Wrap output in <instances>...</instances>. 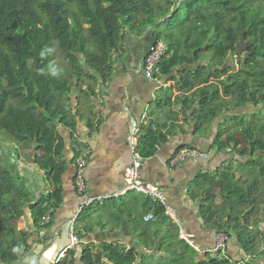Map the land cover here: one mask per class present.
I'll list each match as a JSON object with an SVG mask.
<instances>
[{"label": "trees", "instance_id": "16d2710c", "mask_svg": "<svg viewBox=\"0 0 264 264\" xmlns=\"http://www.w3.org/2000/svg\"><path fill=\"white\" fill-rule=\"evenodd\" d=\"M171 1L0 0V135L14 147L33 151L32 165L42 173L40 182L48 189L35 197L23 182L18 183L15 169L0 161V264H16L23 255L36 258L37 247L46 239L43 233L61 209L63 179L69 173L77 207L81 203L83 197L77 196L74 187V164L81 147L77 121L84 118L79 108H71L72 98L80 104L82 99L95 97L89 83L105 82L112 71V56L125 38H137L146 29L150 47L170 39L158 78L171 79L176 68L182 69L175 79L179 92L190 93L191 101L183 108H196L191 114L195 134L216 122L219 130L210 150L222 164L236 162L233 171L221 166L212 173L197 174L187 187V198L200 200L197 215L207 230L200 237H212L211 242L202 247L193 240L196 251L179 240V228L163 205L146 197L142 218L150 214L154 220L139 228L143 234L140 243L149 251L158 243L157 253H165V257H140L134 249L108 243L85 246L93 235L88 227L91 217L119 200L95 201L74 223V232L83 244L65 252L55 264H228L218 251L202 254L215 250L219 237L225 238L224 254L233 264L245 260L264 263V230H259V223L264 222V117H260L264 116V67L257 60H264V0ZM174 29L179 33L187 29L183 46L176 44L180 38L173 34ZM242 41L249 42L248 57L235 73L231 59ZM46 46L55 48L65 68L56 64L55 51L43 58L39 55ZM50 64L62 73L41 74L39 70ZM199 82L204 85L198 87ZM83 87V94H73ZM85 122L89 135L97 131L88 117ZM173 128L177 126L173 124ZM65 139L74 156L68 163L64 160ZM167 142L160 130L140 129L135 153L148 160ZM85 159L87 163V156ZM115 213L121 214V210L115 209ZM26 215L31 222L28 231H16ZM47 216L49 222L45 223ZM129 220L138 226L133 218ZM161 223L166 229L159 235L155 227Z\"/></svg>", "mask_w": 264, "mask_h": 264}, {"label": "crops", "instance_id": "0c3cea01", "mask_svg": "<svg viewBox=\"0 0 264 264\" xmlns=\"http://www.w3.org/2000/svg\"><path fill=\"white\" fill-rule=\"evenodd\" d=\"M149 49L150 36L140 35L137 38L128 36L122 48L112 56L113 66L109 78L105 82L93 83L95 97L89 100L82 99L80 104L72 98L71 108H79L84 118L77 121L76 137L78 144L81 145L77 152L80 153V157L87 156L86 198H100L97 200L99 204L109 200H119L116 204L107 205L105 209H98L97 213L91 217L88 227L92 229L93 235H90V239L83 244L85 246L98 247L102 243H108L125 249H134L138 255L149 253V250L147 251L141 245L140 238L143 234L139 233V228L144 226L142 202L147 196L124 189L123 171L131 163L127 132L132 126L137 127L138 130L147 128L160 130L162 134L167 135V144L160 145L148 160L141 159L139 181L145 186L156 187L163 193L168 206L172 209L168 216L179 228V240L193 247L194 240L200 246L206 247L212 239L207 235L205 239H201L200 236L207 230L203 228L197 215L200 200L194 202L189 200L186 192L189 182L197 174L204 171L212 173L222 166V161L213 154V150H210L219 130L218 124L208 123L205 132L195 134L191 114L196 111V108L190 111L183 108L184 104L191 101L190 93H181L177 89L175 76L182 69L176 68L171 79H158L160 83L146 80L141 68L142 60ZM196 85L202 87L204 83L199 82ZM84 90L85 87L76 89L73 94H83ZM171 115L174 117L171 118ZM87 117L97 129V131H91L90 135L85 130ZM173 124L177 128H173ZM65 140L67 145L64 160L68 163L74 156L69 140ZM180 147L208 152L210 160L206 166L203 162L186 160L175 168L167 167L169 160ZM71 176L72 174L69 173L63 179L61 209L55 215L53 225L43 233L47 242L43 243L44 246L37 247L42 251L48 249L43 255L46 259L43 260V264H49L50 261L54 263L56 259L63 257L61 253L52 260L57 251L65 248L68 243V227L79 203L73 192ZM28 179L27 184L35 187L33 195L39 196L48 192L39 178ZM118 208L121 214L116 215L115 209ZM117 218L122 219V222H119ZM129 218H133L138 226L134 225ZM22 223L26 230L27 225L31 223L28 215ZM165 229L164 223L155 227L159 235L163 234ZM156 246L158 250V243ZM157 250H150L153 254L149 256L165 255L157 253ZM37 256L36 262L40 259Z\"/></svg>", "mask_w": 264, "mask_h": 264}, {"label": "built area", "instance_id": "2783aa9c", "mask_svg": "<svg viewBox=\"0 0 264 264\" xmlns=\"http://www.w3.org/2000/svg\"><path fill=\"white\" fill-rule=\"evenodd\" d=\"M166 47L162 43L151 46L149 51L146 53L143 62H142V72L146 80H151L157 83H160L159 65L161 58L164 56ZM138 128L132 126L129 130L128 138V148L131 156V163L125 168L123 172L124 180V189L127 191H136L143 195L148 196L153 201H159L165 208L166 213H170L171 209L166 205L163 194L160 190L153 186H145L139 181V173L141 169V158L135 153V147L137 144ZM209 155L206 152H199L193 149H181L169 160V168H175L176 166L182 164L186 160L199 161L206 163L208 161ZM86 159L85 155L76 159L74 164V187L77 196L83 197L81 203L77 207L75 215L72 217L69 229L67 233L68 245L64 251L75 250L81 244L79 237L74 232V223L79 215V213L89 206L94 201L100 200V198H86L84 195L85 192V182H84V173H85ZM152 215H146L142 218L143 223H148L153 221ZM49 222V217L45 218V223ZM261 230H264V223L261 224ZM224 239H218L217 248L223 249ZM212 251L211 253H214Z\"/></svg>", "mask_w": 264, "mask_h": 264}, {"label": "rangeland", "instance_id": "374dc122", "mask_svg": "<svg viewBox=\"0 0 264 264\" xmlns=\"http://www.w3.org/2000/svg\"><path fill=\"white\" fill-rule=\"evenodd\" d=\"M180 1H182V0H172L171 2L177 3V2H180ZM161 5L162 6H166L165 3H163ZM172 5L170 6V10H173V8H174ZM179 11L182 12V7L179 9ZM180 17H181V15H179V18ZM177 24H179V22ZM176 31L177 30L174 29L173 30V34L180 38L179 42H176V44L177 45L179 44V45L183 46L184 44H186L183 40L185 38V34H186L187 29H184L181 33H179L178 31L176 32ZM149 33H150L149 29H146L141 34V36H148ZM192 40H193V37H192ZM168 41H170V39L163 38V41H162L163 45L165 46ZM189 41H190V39L188 40V43H189ZM248 47H249V42H246V41H242V45L237 44V48H238L239 52L234 55L233 59H231V62L234 65L233 72H235V73L238 72V70H239L238 66L240 64H242V61L248 57V53L246 52ZM54 54H55V58H56V64L58 66L61 65L62 67L65 68L64 63H63L62 58L60 57L59 53L55 51ZM257 60H258V65H261V66L264 67V60L259 58V57H257ZM222 81H225V79L222 78ZM73 83H75V82L73 81ZM89 85L93 86V83H89ZM74 91H75V89H74ZM227 103L230 104L229 101H227ZM253 111H255V110H253ZM260 117L263 119L264 116L261 115ZM245 122H249V117H246V121ZM32 152L33 151H30V150L27 152V151L23 150L22 147H20V146L14 147L13 145H10L9 143H7V141L5 139V136L4 135H0V161H1V165L2 166L8 165V164L11 165V166L8 165V167H9V169L10 168L11 169H15L14 173H15V175H18V177H17L18 183L20 184V182H23L26 190L28 192H31V193L33 192V188L35 189V187L32 186L31 184H27V182H29L28 178H30L32 180L33 179L37 180L38 178L39 179L41 178V176H40L41 173L38 170L34 169V168L32 169ZM222 168L223 169H230L231 171H233L234 169H236V162L234 160H230V161H228L226 163H223L222 164ZM35 197H37V196H35ZM261 224L262 223H259V230H261L260 229L261 228ZM23 225H24L23 223H18L15 226L16 231H21L22 229L24 230L25 228H23ZM26 231H28V228L26 229ZM46 239L43 241V243L47 242ZM41 246H44V244L41 245ZM37 250L40 253L37 256L38 258H40V259H38L37 262H36L35 258L32 259L28 255H23L17 261L16 264H43L44 262H42V260L45 259L43 255H44L45 251H47L48 249L42 251L41 249L39 250V248H37ZM151 251H148V252L151 253ZM146 254H148V253H146ZM157 255L158 256H154V257H165L166 256V254L165 255L157 254ZM143 256H149V255H141V257H143ZM219 257L220 258L224 257V252H223L222 248H221V252H220V256ZM166 258L170 259L171 256H168V254H167ZM155 259L157 260V258H155ZM149 260H150V258H145L144 261H149ZM163 262H165L164 259H163ZM227 263L228 264H232L231 261H227ZM50 264H51V262H50ZM244 264H264V263L261 262V261L246 260L244 262Z\"/></svg>", "mask_w": 264, "mask_h": 264}, {"label": "clouds", "instance_id": "9594fccd", "mask_svg": "<svg viewBox=\"0 0 264 264\" xmlns=\"http://www.w3.org/2000/svg\"><path fill=\"white\" fill-rule=\"evenodd\" d=\"M163 44V43H162ZM166 47V46H165ZM151 48V47H150ZM55 51V48L54 47H45L44 49H42L41 51H40V53H39V55L43 58V57H45L46 55H51L53 52ZM145 57V56H144ZM144 59V58H143ZM142 62H143V60H142ZM141 70H142V68H141ZM40 72H41V74H45V73H47V74H50L51 76H57V75H60L61 73H62V69H58L55 65H48L47 66V68L46 69H40L39 70ZM149 81H151V80H149ZM139 133V132H138ZM128 134H129V132H128ZM183 149H185V148H183ZM187 149V148H186ZM193 150H195V149H193ZM197 151V150H196ZM206 153H208V152H206ZM209 155V154H208ZM148 197V196H147ZM95 202V201H94ZM155 202V201H154ZM77 210V209H76ZM166 214H168V213H166ZM169 215V214H168ZM146 216V215H145ZM78 217V216H77ZM144 217V216H143ZM154 219V218H153ZM71 221V220H70ZM152 222V221H151ZM149 223V222H148ZM264 223V222H263ZM262 223V224H263ZM68 229H69V227H68ZM260 231H262V230H260ZM218 239H224L225 240V238H221V237H219V238H217V242H218ZM81 244H83V242H81ZM80 244V245H81ZM84 244H86L85 242H84ZM67 245H68V243H67ZM67 247V246H66ZM65 247V248H66ZM191 247H193V246H191ZM65 248H63V250L59 253V254H65V252H67V251H64L65 250ZM196 251H197V249L195 248V247H193ZM216 248H217V246H216ZM215 248V250H212V251H215L214 253H211L212 251H207V252H203L202 254H215L217 251L219 252V256H220V252H221V248H219V249H216ZM78 249V248H77ZM223 249H224V244H223ZM45 250V249H44ZM43 250V251H44ZM76 250V249H75ZM75 250H72V251H75ZM223 252H224V250H223ZM58 254V251H57V254H55L53 257H52V260H55L56 258H57V256L59 255ZM224 260H226V261H229L228 259H226V256H225V254H224V257H222ZM221 258V259H222ZM46 260V259H45ZM49 261V260H48ZM246 261V260H245ZM254 261V260H253ZM51 262V261H50ZM50 264V263H49ZM52 264V263H51ZM233 264V263H232ZM240 264H244V263H240Z\"/></svg>", "mask_w": 264, "mask_h": 264}, {"label": "water", "instance_id": "95a60500", "mask_svg": "<svg viewBox=\"0 0 264 264\" xmlns=\"http://www.w3.org/2000/svg\"><path fill=\"white\" fill-rule=\"evenodd\" d=\"M129 132V131H128ZM127 132V133H128ZM157 250V246L154 248V251H156ZM146 254V253H145ZM151 254H153V252H151V253H148V254H146V255H151ZM140 255V257H141V254H139ZM46 264V263H45Z\"/></svg>", "mask_w": 264, "mask_h": 264}, {"label": "bare ground", "instance_id": "6f19581e", "mask_svg": "<svg viewBox=\"0 0 264 264\" xmlns=\"http://www.w3.org/2000/svg\"><path fill=\"white\" fill-rule=\"evenodd\" d=\"M62 256H64V254H62ZM62 258H63V257H62ZM59 259H61V258L56 259V260L54 261V263H52V264H55V262H56L57 260H59Z\"/></svg>", "mask_w": 264, "mask_h": 264}, {"label": "flooded vegetation", "instance_id": "af4514ba", "mask_svg": "<svg viewBox=\"0 0 264 264\" xmlns=\"http://www.w3.org/2000/svg\"><path fill=\"white\" fill-rule=\"evenodd\" d=\"M40 254V253H39Z\"/></svg>", "mask_w": 264, "mask_h": 264}]
</instances>
